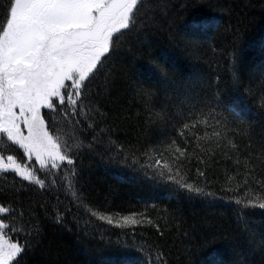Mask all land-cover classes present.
Returning <instances> with one entry per match:
<instances>
[{
    "label": "snow or ice",
    "instance_id": "snow-or-ice-1",
    "mask_svg": "<svg viewBox=\"0 0 264 264\" xmlns=\"http://www.w3.org/2000/svg\"><path fill=\"white\" fill-rule=\"evenodd\" d=\"M187 7L183 0H0V170L19 178V186L0 188V264H28L50 227L73 221L101 238L128 237L117 241L133 254L126 264H171L168 240L182 233L176 251L193 264L192 248L227 235L213 220L188 224L179 204L197 199L224 201L237 221L232 255L216 264H264V233L257 240L247 223L257 209L264 216V130L256 141L225 97H250L264 109V63L253 72L242 61L239 21L219 32L208 61L217 67L195 88L162 56L132 67L154 34L203 55L207 29H220L223 17L177 28L178 10ZM202 144L208 148L198 153ZM95 155L160 183L177 206H106L107 196L82 183V159ZM221 161L223 175L214 171ZM47 264L67 261L56 252Z\"/></svg>",
    "mask_w": 264,
    "mask_h": 264
},
{
    "label": "trees",
    "instance_id": "trees-1",
    "mask_svg": "<svg viewBox=\"0 0 264 264\" xmlns=\"http://www.w3.org/2000/svg\"><path fill=\"white\" fill-rule=\"evenodd\" d=\"M183 2L187 3L188 7L178 10L179 15L175 19L177 28L187 29L204 17H223L220 29L213 27L207 29L208 36L201 45L203 55L199 58L189 56L188 52L177 47L167 34H154L149 37L147 44L138 46L132 62L133 68L142 70L143 66L150 67V61L154 57L162 56L170 59L179 81L187 87L195 88L202 78L211 76L213 69L217 67L215 64L210 65L208 61L213 57L211 46L217 43L219 32L228 25H237L238 21L241 29L238 48L242 61L253 72L264 63V0H183ZM208 4H219L230 9L231 14L221 13L219 8L209 9ZM220 72L223 74L222 69ZM225 97L226 102L234 109L233 114L240 113L245 124L252 125L254 139L259 141L260 133L264 130V109L259 106L258 100L254 101L246 96L237 99L235 94L227 91ZM3 146L4 142L0 141V150H3ZM207 148V144H202L196 151L199 153ZM11 154L19 155L21 151ZM81 167L84 173L82 179L84 186L101 199L107 196L104 203L108 207L114 209L120 205L143 207L145 202H156L159 207L177 206L176 197L160 183L153 182L142 172L128 169L106 157L86 156L82 159ZM223 169L224 163L221 161L214 171L223 175ZM14 182L19 186L18 177L14 178L11 174L0 172V188L11 186ZM179 207L188 224L213 220L227 233L225 238L214 244L192 248L193 264H216L217 257L229 258L232 255L231 246L237 243L239 236L237 221L230 206L224 201H216L215 205H210L197 199L182 201ZM69 219L71 220V217ZM247 223L258 240L260 234L264 233V216L259 209L248 218ZM84 227L81 224L77 228L74 221L65 228L50 227L44 243L28 256V264H47L56 252L60 253V258L67 261V264H126L128 260L133 259V254L117 243L118 240L124 241L128 237L111 234L101 238L98 230L86 233L82 230ZM108 227L105 225V228ZM111 231L119 233L118 229ZM181 237L182 233L173 232L172 238L168 240L170 247L175 244L170 256L171 264H186L189 259L188 256L178 254L176 251L183 247ZM245 250L249 252L250 259H259L258 249H247L245 246Z\"/></svg>",
    "mask_w": 264,
    "mask_h": 264
},
{
    "label": "rangeland",
    "instance_id": "rangeland-1",
    "mask_svg": "<svg viewBox=\"0 0 264 264\" xmlns=\"http://www.w3.org/2000/svg\"><path fill=\"white\" fill-rule=\"evenodd\" d=\"M4 147H5V146H3V149H4ZM20 151H21V154H22V150H20ZM37 167H38V165H37ZM0 172H3V171H2V170H0Z\"/></svg>",
    "mask_w": 264,
    "mask_h": 264
}]
</instances>
